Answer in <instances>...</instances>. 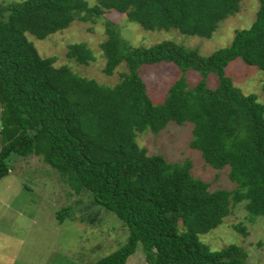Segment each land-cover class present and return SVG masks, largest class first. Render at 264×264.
<instances>
[{
	"label": "trees",
	"instance_id": "16d2710c",
	"mask_svg": "<svg viewBox=\"0 0 264 264\" xmlns=\"http://www.w3.org/2000/svg\"><path fill=\"white\" fill-rule=\"evenodd\" d=\"M242 0H23L0 3V181L17 158L41 157L74 193L88 192L93 203L116 214L128 238L96 264H126L140 243L147 264H248L247 252L231 244L212 251L199 239L223 223L242 202L248 218H264V103L245 95L225 69L241 59L264 72V0L255 20L237 30L231 44L208 56L166 40L133 46L107 11L126 16L147 31L178 30L211 38L220 22L235 15ZM100 23L107 39L100 44L103 73L124 65L114 86L56 67L41 57L26 34L39 40L72 22ZM67 58L81 65L95 60L84 43L68 47ZM161 63L181 76L155 105L140 70ZM192 70L201 79L189 86ZM210 74L218 78L210 88ZM264 92V84L262 86ZM169 123L192 125L190 148L213 169L229 168L233 190L210 191L192 174L193 164L149 155L138 133L157 135ZM71 212H58L62 222ZM235 229L247 236L246 229Z\"/></svg>",
	"mask_w": 264,
	"mask_h": 264
},
{
	"label": "rangeland",
	"instance_id": "374dc122",
	"mask_svg": "<svg viewBox=\"0 0 264 264\" xmlns=\"http://www.w3.org/2000/svg\"><path fill=\"white\" fill-rule=\"evenodd\" d=\"M19 1L23 0H0V3ZM87 1L89 4L96 2ZM258 7L259 0H242L239 11L220 22L211 38L188 36L175 29L147 31L128 22L125 15L115 11H107L105 18L119 25L123 37L133 46L149 47L170 40L208 56L229 46L237 30L249 28ZM26 37L41 57H55L56 67L67 66L77 75L100 84L114 86L120 82L121 73L127 71L121 65L112 76L103 73L105 58L100 44L107 39V35L100 23L74 21L65 30L43 40L28 33ZM75 43L86 44L95 60L81 65L67 58L68 47ZM225 72L245 95L254 94L259 103H264L263 71L236 59ZM140 74L155 105L164 101L170 86L181 76L176 67L167 63L144 66ZM186 78L190 87L201 79L200 74L192 70ZM207 84L210 88H216L217 76L210 74ZM1 110L0 105V124ZM136 140L149 155L160 154L168 162L180 163L189 159L193 164L192 174L209 183L210 191L235 188L228 177V167L213 169L197 150L190 148V123H169L157 135L148 130L138 133ZM245 205L246 202L235 205L221 225L200 235L199 239L212 251L231 244L242 246L247 252L248 264H264V218L256 217L250 221ZM64 207H70L71 212L60 222L58 212ZM236 225L244 227L247 236L236 230ZM128 234L127 226L116 214L94 204L88 192L74 193L41 157L17 158L12 163L10 173L0 181V264H96L124 245ZM126 264H147L140 243Z\"/></svg>",
	"mask_w": 264,
	"mask_h": 264
}]
</instances>
